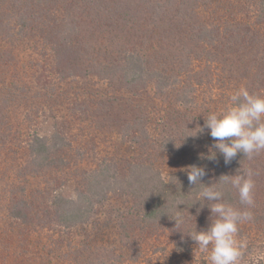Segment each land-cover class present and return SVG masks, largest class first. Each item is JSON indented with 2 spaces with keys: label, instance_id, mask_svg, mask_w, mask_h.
<instances>
[{
  "label": "trees",
  "instance_id": "obj_1",
  "mask_svg": "<svg viewBox=\"0 0 264 264\" xmlns=\"http://www.w3.org/2000/svg\"><path fill=\"white\" fill-rule=\"evenodd\" d=\"M22 44L34 53L19 65L14 51ZM196 57L205 62L201 71L191 68ZM215 78L229 89L213 105L195 102V91ZM77 79L84 85L71 83ZM241 82L264 95V0H0V264L38 232L87 224L109 198L125 203L112 217L119 253L80 242L76 264L93 257L124 264L129 254L134 260L148 231L166 232L177 252L188 251L195 244L186 234L206 228L209 216L206 206L193 205L201 186L190 191L185 168L192 164L206 166V185L237 169L256 173L253 220L239 226V236L249 246L242 256L264 264V152L251 160L238 154L227 165L217 153L208 162L199 159L212 143L208 131L186 137L195 134L186 128L223 109ZM48 117L52 132L41 137L36 125ZM89 120L96 134L119 128L138 156L112 151L84 170L85 149L74 154L80 138L70 131ZM67 184L73 199L59 194ZM222 190L223 202L242 207L235 189ZM178 203L184 223L175 227ZM255 242L263 258L252 253Z\"/></svg>",
  "mask_w": 264,
  "mask_h": 264
},
{
  "label": "rangeland",
  "instance_id": "obj_2",
  "mask_svg": "<svg viewBox=\"0 0 264 264\" xmlns=\"http://www.w3.org/2000/svg\"><path fill=\"white\" fill-rule=\"evenodd\" d=\"M201 11V19L205 20V23L210 25L212 17H208V10L205 11V9H201ZM16 48L14 55L17 56L16 59L19 60V65L28 62L27 59L30 58L29 55L34 53L29 45L25 46L22 44ZM198 59L199 57H196L191 68L196 69V71H201L204 68L205 62ZM48 72L50 73L48 75L52 76V73L50 71ZM217 75L215 77H217ZM219 77L220 76H218V78ZM218 78L210 82L209 88L206 86L204 89L199 88L195 91V102L197 101L199 103L203 101L207 104L212 103L213 105L220 91H222L224 87L229 89L228 84L222 85L221 82H217ZM66 79H68V77H66ZM71 83H77L81 86L84 85V82L79 79H77V82ZM241 86L242 82L235 87V90ZM228 93L230 94L231 91H228ZM160 101L161 100L156 98L155 104L159 105ZM55 116L60 117L59 114ZM99 119L100 117L98 120ZM121 119L125 120L123 114H121ZM154 119H157L156 115ZM88 122L89 123L84 121L76 122L72 125L73 131H70L72 132V138L74 136L75 138H80V142H76L74 154L77 155L75 152H81L82 149H85L86 155L84 159L82 158L84 170L89 172L94 166L98 165L106 153L112 151H119L121 158L124 157L128 160H132L138 156V146L134 145L129 140L122 141L124 139H121L118 131L119 128L112 127L111 130L109 129L108 131L104 128L100 133L96 134L94 128L96 123L93 121L90 124V120ZM53 123L54 120L51 117L45 119L40 118L36 125L39 136L48 137L52 132ZM151 134L155 135L153 132ZM119 167L121 168V165ZM60 190L61 192H59V194L65 198L73 199L75 197V191L72 185H64ZM124 205L125 203L122 202V198H109L102 208L99 209L97 215L93 216L87 224L78 225L71 229H62L61 227L54 226V230L53 228L51 230L48 229V232H45L46 234L42 232V236H40L38 232L31 240L25 242L24 246L22 243L14 245L15 253L11 254L12 256L7 259L5 264H76L75 260L72 258L73 250L79 246L78 243L80 242L92 243L94 246L112 247L114 250L117 249L116 252L119 253L118 249L121 245L119 244V236L113 229L112 217L118 216V211L124 210ZM250 239L253 241L256 238L255 236H250ZM172 241L173 240H171V237L166 232L158 231L156 234H152L151 231L145 232L139 242L141 243L139 246V257L135 255L136 259L132 260L134 256L129 257L130 254H126V256L128 255L126 257L128 261L124 264H205L204 257L195 250V245L191 246L186 252H177L173 247ZM256 243L257 242H255L253 246L250 245V248L253 249L252 253H257L259 257L263 258L262 254L259 253L260 250ZM88 257L91 258V256ZM89 261L90 263H84L85 261H83V264H98L100 259L95 260L93 257ZM249 261L251 264L252 262L253 264H257L256 257L247 259L246 256H241L240 264H250Z\"/></svg>",
  "mask_w": 264,
  "mask_h": 264
},
{
  "label": "clouds",
  "instance_id": "obj_3",
  "mask_svg": "<svg viewBox=\"0 0 264 264\" xmlns=\"http://www.w3.org/2000/svg\"><path fill=\"white\" fill-rule=\"evenodd\" d=\"M186 130L195 133L186 137H196L208 131L212 143L207 154L200 155L201 160L214 162L217 153L223 157L225 165L231 163L238 154L251 160L264 152V95L250 93L246 87L241 86L229 95L228 104L223 109L210 111L204 117L203 125L198 124L195 129ZM185 174L188 183L193 186L190 191L196 189L197 185L201 186L193 194V205L199 204V211L206 206L209 212L206 228L197 230L195 225V229L186 234L187 237L194 242L195 250L204 257L207 264H240L247 240L239 236V226L253 220L250 209L255 204L253 176L256 173L251 168L243 172L237 169L235 174H223L207 185L204 183L208 176L206 166L189 165L185 168ZM173 179L176 180L169 176V182ZM223 185H230L236 190L241 208L223 202ZM201 201L210 203L202 206ZM179 205L184 204L175 205L171 218L175 227L184 223L182 213L185 209L178 210Z\"/></svg>",
  "mask_w": 264,
  "mask_h": 264
}]
</instances>
